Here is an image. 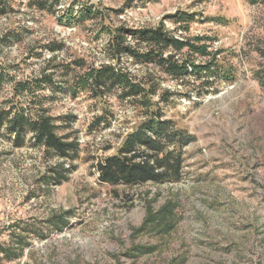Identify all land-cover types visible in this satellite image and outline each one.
<instances>
[{"label":"rangeland","instance_id":"374dc122","mask_svg":"<svg viewBox=\"0 0 264 264\" xmlns=\"http://www.w3.org/2000/svg\"><path fill=\"white\" fill-rule=\"evenodd\" d=\"M85 2L104 18L59 22L61 14L34 12L26 0H15V11L0 15V37L11 30L30 31L20 43L0 45L1 67L19 79L34 77L54 55L36 47L52 42L62 44L53 65L82 59L86 68L98 67L108 63L104 49L110 36L102 25L141 30L164 22L178 37L206 39L209 51L220 53L217 74L190 77L183 84L159 66L124 59L126 68L155 92L149 109L140 106L141 100L119 97V91L104 98L86 92L73 98L62 91L47 105L55 117L71 115V129L59 131L79 143L75 167L62 184H45L48 166L56 160L47 159L42 149L12 147L0 137V243L10 242L17 223L37 225L23 256L0 264H264V86L256 77L264 72V0L80 3ZM176 14L193 16L187 30L167 18ZM181 53L187 57L186 50ZM210 59L195 57L198 63ZM6 92L11 93L10 84ZM156 111L194 138L181 149L182 179L135 187L101 183L98 163L117 154ZM168 200L179 204L174 232L162 238L137 233L147 208L158 209ZM63 213L69 226L63 232L49 230L45 221ZM135 246L157 250L126 257Z\"/></svg>","mask_w":264,"mask_h":264},{"label":"trees","instance_id":"16d2710c","mask_svg":"<svg viewBox=\"0 0 264 264\" xmlns=\"http://www.w3.org/2000/svg\"><path fill=\"white\" fill-rule=\"evenodd\" d=\"M23 1V0H22ZM27 8L34 12H46L60 15L59 22L81 23L87 20H102L104 13L89 3L81 0H26ZM69 1V4H64ZM258 2V0H249ZM15 0H0V15L13 13ZM178 30L185 29L193 16L176 14L167 17ZM193 22V21H192ZM76 23V24H77ZM162 22L156 28L132 30L123 26L104 27L109 32V41L104 49L108 63L98 67L86 68L82 59L73 60L66 65H53L57 61L55 53L61 50L62 44L48 43L36 49L50 51L54 55L47 60L49 66L34 77L19 79L11 74L10 69L0 65V137L11 141L12 147L30 145L35 149H42L49 160H56L48 166L43 177L45 184H62L69 179L75 167L73 159L79 151V143L71 133L61 135L59 130L71 129L73 118L71 115L55 117L51 113L48 101L57 98L62 91L76 98L81 92L94 98H104L107 94L119 91V97L141 100L144 109L151 108L152 89L136 78L126 66L124 59H132L135 64L159 66L164 73L185 84L190 77L214 76L217 74V56L212 54L203 37H178L165 28ZM29 29L23 31L11 30L0 37V45L20 43ZM145 47L143 50L141 47ZM187 51L183 59L182 51ZM35 55L32 52V56ZM40 57V55H38ZM195 57L206 60L198 63ZM51 64V65H50ZM78 68L80 71L71 76ZM221 68V67H220ZM263 73L256 77L264 86ZM226 78L227 75L224 74ZM11 93L2 94L8 85ZM47 89L50 94L44 93ZM3 98V99H2ZM163 115L155 112L135 132L124 141L118 153L105 158L98 163L99 180L101 183L113 186L128 187L142 186L149 183L160 185L174 183L182 179L183 167L181 149L193 140L186 136L185 131L175 128L171 121L164 120ZM69 162V163H68ZM179 204L168 200L160 208L149 206L142 225L137 233H148L156 237H168L177 227ZM49 230L63 232L70 224L68 214L56 215L45 221ZM36 223H17L12 227L9 243H0V263L3 260L13 261L23 256L26 247L30 246V238L37 233ZM44 236V235H42ZM156 246H135L125 253L130 259L152 255ZM185 260V259H184Z\"/></svg>","mask_w":264,"mask_h":264}]
</instances>
